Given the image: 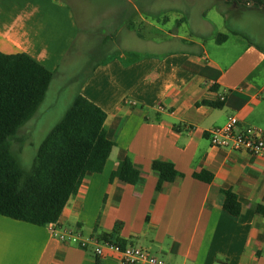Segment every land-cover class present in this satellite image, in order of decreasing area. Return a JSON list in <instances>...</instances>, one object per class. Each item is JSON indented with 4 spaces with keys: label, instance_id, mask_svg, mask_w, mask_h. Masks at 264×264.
I'll return each instance as SVG.
<instances>
[{
    "label": "crops",
    "instance_id": "obj_1",
    "mask_svg": "<svg viewBox=\"0 0 264 264\" xmlns=\"http://www.w3.org/2000/svg\"><path fill=\"white\" fill-rule=\"evenodd\" d=\"M74 1L0 0V51L27 54L55 72L48 92L78 55ZM224 4V27L202 13L189 34L167 28L170 20L158 17L156 0H120L94 23L85 18L87 38L108 31L88 50L100 59L81 82L73 76L59 81L60 90L67 91L65 105L81 93L107 112L114 146L103 172L87 174L69 201L59 229L79 231L84 239L124 241L169 264H264V213H258L264 207V159L209 140V132L230 117L239 118L241 128L262 129L264 35L228 22L245 12L264 14V8ZM132 39L140 47L125 46ZM174 43L178 47L171 48ZM221 97L222 108L199 104ZM126 158L141 172L136 185L113 177ZM156 160L172 162L182 176L158 190ZM204 172L213 174L211 183L194 178ZM228 190L238 195L239 217L224 209ZM0 264L123 263L116 256L96 258L92 244L61 242L50 226L0 215Z\"/></svg>",
    "mask_w": 264,
    "mask_h": 264
},
{
    "label": "trees",
    "instance_id": "obj_2",
    "mask_svg": "<svg viewBox=\"0 0 264 264\" xmlns=\"http://www.w3.org/2000/svg\"><path fill=\"white\" fill-rule=\"evenodd\" d=\"M227 1L241 7L264 8V0ZM55 76L27 54L0 51V215L40 227L59 224L87 174L103 172L114 146L108 137L107 112L79 93L43 141L31 171L23 170L12 152V141L44 102ZM199 104L212 108L225 105L206 100ZM152 167L160 175L158 190L182 176L169 161L156 160ZM113 177L136 185L141 172L126 158ZM194 178L206 183L214 179L209 172L195 174ZM224 194V209L239 217L242 205L238 195L230 190ZM258 213H264L263 206L258 207ZM101 240L113 241L106 236ZM113 242L127 246L124 241Z\"/></svg>",
    "mask_w": 264,
    "mask_h": 264
},
{
    "label": "rangeland",
    "instance_id": "obj_3",
    "mask_svg": "<svg viewBox=\"0 0 264 264\" xmlns=\"http://www.w3.org/2000/svg\"><path fill=\"white\" fill-rule=\"evenodd\" d=\"M119 3L120 0L74 1L73 6L81 26L79 39L81 43L78 46V55L73 56L72 61L61 69L58 77L60 82H65L71 79L72 76L81 82L99 61V53H94L93 49L88 54V50L95 48L97 41H99V35L101 33L108 34V31H95L93 35L87 38L85 36L86 29L84 28L85 18L94 23L98 19L101 10H113ZM223 9H226L224 0H156L155 8L162 22L165 17L170 20L166 24L167 28L178 34H189L196 30L199 26L198 23L201 22L202 13H205L206 19L217 25V27H224V18L221 13ZM182 18H190L191 21L179 24ZM228 24L232 28L243 29L250 34L264 35V14L245 12L237 19L231 18ZM127 42L125 46L129 47H140L139 45L142 44L134 39ZM170 46L171 48L178 47L176 43ZM142 48L147 49V46ZM262 71L264 72V68ZM59 81L54 82V85L47 93L45 101L40 105L34 117L19 131L12 141V152L26 172L31 171L43 141L50 131L63 119L71 106L65 105L69 98L66 90H60L62 84ZM260 120L263 123L261 125L262 130H264V117L260 118Z\"/></svg>",
    "mask_w": 264,
    "mask_h": 264
},
{
    "label": "built area",
    "instance_id": "obj_4",
    "mask_svg": "<svg viewBox=\"0 0 264 264\" xmlns=\"http://www.w3.org/2000/svg\"><path fill=\"white\" fill-rule=\"evenodd\" d=\"M220 101H225L221 97ZM211 145L233 151H244L264 159V130L254 127H240L237 117H230L228 122L209 132ZM55 238L63 243L88 248L93 245L96 258L116 256L123 264H169L164 259L139 247L122 246L110 240L98 238L84 239L79 231L62 230L56 225H50Z\"/></svg>",
    "mask_w": 264,
    "mask_h": 264
}]
</instances>
